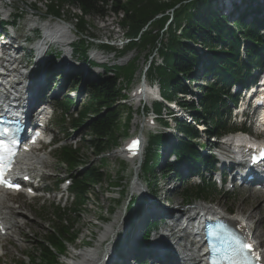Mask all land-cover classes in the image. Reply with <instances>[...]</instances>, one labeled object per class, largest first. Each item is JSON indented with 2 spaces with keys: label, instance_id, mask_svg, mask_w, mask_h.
I'll list each match as a JSON object with an SVG mask.
<instances>
[{
  "label": "trees",
  "instance_id": "1",
  "mask_svg": "<svg viewBox=\"0 0 264 264\" xmlns=\"http://www.w3.org/2000/svg\"><path fill=\"white\" fill-rule=\"evenodd\" d=\"M56 2L47 6L49 13L60 15L58 6L61 3L77 7L81 13L78 19L80 29L85 27L83 20L85 16L104 17L109 10L120 14L122 16L120 23L127 27L126 37L130 39V43L120 52L131 51L133 47H137L147 49V56L151 53H153L151 55L158 54L160 60L150 61L146 75L159 82L162 94L167 98L175 97L178 91H187L188 87L182 81V77L190 79L194 69L201 63L206 74H212L216 81L207 82V85L200 89L202 94L199 97V108H196L192 102L183 101L182 104L207 124L206 129L211 134L224 130L221 122L223 119L221 112L226 105L224 99L228 97L234 100L228 94V87L231 83L243 79L244 76H240L243 67L249 69L248 65H240L238 62L239 45L241 43L246 45L249 63L258 62V48L264 46V39L257 35L255 23L249 26L237 20L233 23L234 26H230L224 17L208 8V0H56ZM170 15L172 23H169L165 29ZM178 28H180L179 33ZM188 41L199 44L201 51L190 46ZM112 74V76L106 74L101 81L90 83L76 117H71L68 128L74 131L83 128L89 138L82 139V147L76 149L70 146L60 147L56 156L61 163H65L70 168V171H77L83 166L85 161L81 153L83 148L90 149L95 156L102 157L117 143L121 108L119 109V104L116 105V102L124 95L117 87L116 81L122 76L129 84L133 65L130 63L117 66ZM59 103L64 112L74 105L69 97H64ZM153 108L159 112L161 104L154 103ZM131 116L132 114L128 112L125 127L129 126ZM55 124L62 132L67 131L62 114ZM176 125L189 138H179L172 148L178 162L185 160L187 166L195 171L199 170L200 164L211 165L207 158L200 156L190 141V138L196 135L195 129L183 121H176ZM122 132L124 135L127 134L126 131ZM162 138L160 135L149 137L147 158L143 165L145 176H149L147 172L150 173L156 164L154 161L157 157L156 151L162 143ZM99 174L98 169L90 168L73 177L70 190L75 197L76 209L85 204L84 194L89 186L96 182ZM183 194L186 198H206L216 193L211 183H207L195 189L185 188ZM129 210H132V204ZM56 215L58 223L51 230L46 243L41 244L40 252L36 255L42 264H54L56 254L51 248L55 247L61 251L62 243L67 237L74 239L72 228L63 224L61 220L65 213L56 210Z\"/></svg>",
  "mask_w": 264,
  "mask_h": 264
},
{
  "label": "rangeland",
  "instance_id": "2",
  "mask_svg": "<svg viewBox=\"0 0 264 264\" xmlns=\"http://www.w3.org/2000/svg\"><path fill=\"white\" fill-rule=\"evenodd\" d=\"M6 1L12 4L11 7L15 6L17 12L20 11L23 13L28 11L26 15H29V7H32V3L36 2V7L42 13L47 10V6L50 3H57L56 0ZM216 1L215 6L218 5ZM58 9L61 13V18L64 17V19L69 22L71 26H76L75 23L81 15L77 7L68 3H61V5L58 6ZM224 13L225 11H221V14ZM46 17L47 20L51 19L48 16ZM121 18L122 16L120 14H115L111 10L107 11L106 16L104 17L85 16L83 17L85 27L82 33L86 37H92L96 41H104L107 36H110L111 39L109 42H114L119 45L123 44L125 42V36L128 29L120 23ZM229 20H232V18H229ZM129 43L130 42L128 41V44ZM147 53V49L133 47V49L126 54L109 51L106 55L107 60L106 58L101 59L106 60L110 66L113 64L126 65L131 63L133 65V74L129 85L127 84L126 79L122 76L119 77L118 80L117 87L120 88V92L122 94L126 93L127 95L124 100L116 102V105L119 104V109L121 108V110H119L121 124L120 131L117 134V143L110 147L108 151L104 153L103 157H95L91 150L87 148H83L81 150L85 161L83 162V166L78 168L75 172L77 173L83 168H96L100 173L96 182L89 186V190L85 193V204L81 206V208L76 209L73 203L74 201H71L70 194L67 195V198L63 197L58 199V191L55 193L51 191L49 193L44 192L41 198L29 200L25 199L21 194H18L10 201L11 198L9 196V200L6 204L20 209L27 218L16 219L22 225V235L16 236L13 228L10 231L12 235L16 236L15 239L17 240L4 237L1 241L3 248L0 245L2 248L0 264H42L36 255L40 252L41 244L46 243L51 230L58 223V217L55 213L57 208L66 210L69 213L64 218L66 225L71 227L73 230L74 239H69L67 237L62 243L63 245L61 251H58L55 247L51 248V250L56 254V262L54 264H66L72 253L75 254V252H79L83 249L91 247L94 248V245L99 244L98 239L102 231V227L107 224H111L112 221H110V219L117 217V211H121L122 207H124L125 201L127 200L128 195H123L121 189L123 190L124 188H127L129 191L130 181L133 182L135 180L133 175V163L130 162L127 164L123 162L121 158L116 155V151L121 149L123 142L132 137V135L135 133L138 134L139 132L141 133L139 126H142L143 122L140 120V107H138L134 98H129L128 95L130 94L131 89H133L136 84L140 83L139 77L149 61L152 59L154 61H159L160 56L153 55L148 58ZM125 57L129 58L121 61V59ZM92 70L97 71L102 70V68H92ZM76 95H74V98H76L75 100L78 102L80 100V96L76 97ZM136 98L138 99L139 97ZM147 106H149V103H147ZM228 106H226L225 109L228 110ZM225 109L224 112L226 111ZM128 112H130L132 116L129 120V126L125 127ZM229 124H231V121ZM122 131H126L127 134L124 135V132ZM142 136L144 137L146 143L147 133L142 131ZM176 137L178 136H175V138ZM176 140L177 138L173 141L175 142ZM56 141L57 142L54 145L44 147L43 150H38L39 153L44 155L46 160V164L43 165V170H41L42 176H46L44 177L42 186L49 189H52L54 183L58 181L60 177H69L72 174H76L74 171L70 172L64 163L55 159L54 149L57 145L62 144H71L74 147L79 146L80 135L72 133L67 140H63L62 137L57 134ZM142 158L143 155L141 159ZM138 170L139 168L136 166L135 171L137 172ZM161 170L163 171V169H160L158 165L155 169V174H158L156 179L160 176L159 172H161ZM191 181L189 182V180H184L183 183L176 186L175 183L179 182L177 180L175 182L173 177H171V174L166 176L163 175L161 176L160 181L157 182V186L159 187L164 183L162 190L164 192L166 191L165 194L167 199H169L170 205L176 209L178 207L177 205H180L183 202H187L190 205L196 203L195 205L188 207L186 210L190 208L192 209L197 204L208 203L219 209L225 210L227 214L246 216L250 210H252L253 206H257L254 210L253 217L250 218L249 221H254V231L256 232V236L258 235L257 238L259 242H261V247L264 248V204H262L264 202V196L261 193L251 192L247 188L240 189L237 192L226 193V190L222 187L217 190V194L214 196L206 198H186L184 197L182 191L185 188H196V180ZM174 186H176V188H174ZM118 192H120V198L119 200H116L113 197H116ZM52 195H55V197L52 198ZM45 197H47V200H45ZM117 201H120V203L118 204ZM113 207L114 210L112 211L111 208ZM175 208H173L174 212H176ZM127 263L130 264V260H128Z\"/></svg>",
  "mask_w": 264,
  "mask_h": 264
},
{
  "label": "bare ground",
  "instance_id": "3",
  "mask_svg": "<svg viewBox=\"0 0 264 264\" xmlns=\"http://www.w3.org/2000/svg\"><path fill=\"white\" fill-rule=\"evenodd\" d=\"M215 1L216 0H213V2H214L213 7H216L215 6ZM216 2H217V4L220 7H223L224 5H226V3L232 4V0H217ZM71 27L72 26L70 24H68V23H63L62 25H60V27H58V33L57 34L59 36L57 37L56 40H58L59 43L61 42L62 45L65 44L66 41L70 38L68 32H69V29ZM104 27H106V26H104ZM151 56H153V55H149L148 58H150ZM8 58L11 59V57H9V55L4 56L1 59L0 63H5V64H7L8 67L9 66L12 67L13 63H11V62L8 63L7 62ZM128 58L129 57L122 58L121 61L122 60H127ZM152 60H150V61H152ZM150 61L147 64V66L144 69V71L142 72L141 76L142 75H146V71H147V68H148V66L150 64ZM12 77L15 78L16 80L19 79L16 74L13 75ZM16 87H17V85L15 86V88ZM140 87H141V90H137L136 92L131 94L133 96V98H136V97L141 98V96H143L144 94H147L148 89H146L145 87H142V86H140ZM144 88H145V90H144ZM5 89L6 88H3V89L0 90V97L1 98L5 97V94H4V90ZM38 150H33V151L29 152L28 154H26L25 156H23V158L20 161L19 167L20 168L33 167L34 169H36L38 171H41L42 170L41 168H43V165L46 164V160H45L44 155L39 153ZM35 151H37V152H35ZM116 155L123 157L124 156L123 150H121V149L117 150L116 151ZM41 175H42V172H41ZM132 190L141 191L140 184L137 182L136 179H135V181H134V183L132 185ZM9 196H10V198L12 197V195L0 194V220L3 221L5 226H7L8 230H12V228H13L15 230V235L19 236V235H22V225L20 224V222L18 220L11 219V217H16V219L17 218L25 219L27 217L24 216V214L22 213V211L20 209L14 208V207L6 204L8 202V200H9ZM262 204H264V202ZM203 206H204L203 204H199V205L197 204L192 209L190 208V209L186 210L187 208H185L184 215L186 217H190V216H192V213H193V211H194V209L196 207H203ZM207 207H209L210 209L215 210V212L217 214H219L220 216H223V212L224 211L222 209H219V208L213 207V206L212 207L211 206H207ZM173 208H175V207H173ZM256 208H257V206H253L252 210H250V212L246 216L232 215V214L228 215V216L227 215H224V216L226 218L230 219V220H238L240 218V216H241L242 218H244L248 222V225L250 226V224L253 225L254 221L253 220L249 221V219L253 217V215H254L253 213H254V210ZM178 209H179V207H177V209L175 208L176 212H177ZM174 226H175L174 228H177L178 224H174ZM109 227H110V225H108V224L106 226L102 227V231H101V233L99 235V239H98L99 242H101V240H103L104 238L113 235V233L115 232V229H112V228L110 229ZM189 227L191 229L193 228L192 225H189ZM8 230H7V232L4 235L0 236V239H3L4 237H7V238H11L13 240H17V239H15L16 236L12 235L10 233V231H8ZM254 235H255V239L258 240V238H257L258 235L256 236V233H254ZM179 236H181L179 238H182V235H179ZM188 238H189V240L191 239L190 237H188ZM258 242H259V240H258ZM96 245H95V248H87V249L80 250L79 252H75V254L72 253L71 257H69V259L66 262V264H96V262H97L96 261V259H97V254H96L97 251L96 250H97V247H98V245L97 246ZM0 249H2V248L0 247ZM128 260H130V258H128ZM200 262L201 261H199L198 264ZM123 264H128V263L124 262Z\"/></svg>",
  "mask_w": 264,
  "mask_h": 264
},
{
  "label": "snow or ice",
  "instance_id": "4",
  "mask_svg": "<svg viewBox=\"0 0 264 264\" xmlns=\"http://www.w3.org/2000/svg\"><path fill=\"white\" fill-rule=\"evenodd\" d=\"M6 133H7V129L0 130V135H4ZM136 143L137 142H135V141L133 142V144L130 146V150H131V148H134L136 146ZM10 153H11V149L8 148L2 140H0V183L5 184V186L18 187V185L10 184L4 178V173L9 167V162H8L6 154H10ZM260 154H261V156H264V148H262L260 150ZM220 227L221 226H218V228H220ZM208 236L209 237H219L220 232L213 230V229H209L208 230ZM235 245H236V247L233 249L234 255L231 257H228V259L231 261H234L235 255H239L242 252H244L245 250L251 251V245L248 243L242 244L238 240H236Z\"/></svg>",
  "mask_w": 264,
  "mask_h": 264
}]
</instances>
